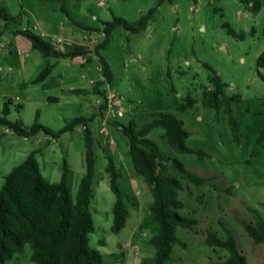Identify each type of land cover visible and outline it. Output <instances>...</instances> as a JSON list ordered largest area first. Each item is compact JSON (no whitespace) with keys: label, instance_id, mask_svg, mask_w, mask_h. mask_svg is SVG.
Masks as SVG:
<instances>
[{"label":"rangeland","instance_id":"374dc122","mask_svg":"<svg viewBox=\"0 0 264 264\" xmlns=\"http://www.w3.org/2000/svg\"><path fill=\"white\" fill-rule=\"evenodd\" d=\"M62 7L84 26L97 28L99 44L104 38L101 31L105 23L117 17L138 26L142 17L154 11L144 30L131 33L118 27L99 52L113 73L109 84L102 77L100 59L94 52L77 60L44 58L37 50L15 43L13 31L17 28L29 29L48 42L64 36L68 42L71 39L85 44L86 30L68 21ZM2 8L10 20L6 25L0 17V112L8 103L9 121L22 122L28 128L38 123L55 132L75 118L86 119L96 158L91 202L95 230L89 236V244L103 256V264L126 263L119 245H124L126 255L132 253L136 258L138 254V264L156 256L150 232L136 227L139 218L148 212V194L143 187H135L136 181L141 186L146 184L133 170L128 139L118 125L127 126L134 121L141 128L158 113L176 115L189 134L186 146L204 154L174 152L161 128L148 135L166 156L178 159L188 171L208 182L196 189L183 181L185 186L193 185L191 196L197 197L201 208L200 231L206 234V230H211L221 239L226 230L230 231L248 264H264V247L256 245L242 225L255 221L250 210H256L264 219V143L256 146L252 154L264 128V81L257 68V58L264 51V0L256 13L242 0H0ZM31 9L37 20L30 15ZM60 20H65L70 29L60 31ZM226 24L243 39L230 35ZM1 45L6 49L2 50ZM205 64L227 84L225 96L231 100L233 117L240 125L239 145L225 106L217 110L207 105L213 86ZM48 66H52L50 76L37 83L39 74ZM261 73L264 76V71ZM98 82H103L101 90L106 103L93 92ZM188 99L193 106L179 111ZM104 127L106 136L100 133ZM85 151L83 125L58 139L44 133L24 138L0 126V191L11 170L36 152L41 174L48 183L60 182L63 162H67L75 200L86 172ZM112 155L127 164L119 185L130 207L126 225L117 234L111 231L116 198L105 171L107 156ZM183 191L180 197H188L186 189ZM137 198L142 201V210L134 209ZM191 209L195 211L194 204L187 202L181 214ZM134 233L138 252L133 246H126ZM100 241H105V245ZM212 252L213 256H217L214 252L227 255L225 251ZM31 255L32 249L26 245L6 264H34ZM208 264H219V260L210 259Z\"/></svg>","mask_w":264,"mask_h":264},{"label":"trees","instance_id":"16d2710c","mask_svg":"<svg viewBox=\"0 0 264 264\" xmlns=\"http://www.w3.org/2000/svg\"><path fill=\"white\" fill-rule=\"evenodd\" d=\"M164 1V0H162ZM248 4L253 12L262 8V0H242ZM61 10L68 15L66 8ZM153 10L142 17L138 26H134L123 18L115 17L104 24L103 41L98 44L94 53L100 59L102 76L106 83H111L113 73L107 61L100 56L109 41L112 32L122 27L131 33H139L146 28ZM0 17L8 22L10 17L5 9H0ZM228 33L233 37L243 39L235 31L225 25ZM31 42L32 49L37 50L44 58L55 59L76 58L90 53L84 47H75L69 51H61L52 43L44 40L29 29L16 32ZM1 36V34H0ZM205 67L211 72L210 82L213 90L207 95V105L220 109L225 106L229 116L231 131L235 142L240 144V125L233 117L231 100L225 96L227 84L207 64ZM258 73L264 81L261 71H264V51L257 58ZM52 66L44 68L36 79L37 83L44 82L51 74ZM103 82L93 87V92L107 102L105 92L101 90ZM83 93V91H74ZM193 106L191 99L187 100L178 110L186 111ZM106 107V104H103ZM9 115L8 103L4 104L0 112V126L24 138L33 137L39 133L58 139L63 133L72 131L79 125L84 126L86 144L85 168L75 200L71 196V170L66 161L62 165L61 180L58 183H48L41 174L36 152L30 153L18 166L14 167L5 177L0 191V264H6L21 254L26 245L32 249L31 260L34 264H103V256L89 244V236L94 232V222L91 213V202L94 192L96 158L92 132L87 126L86 119L75 118L68 122L58 132L38 123L25 127L22 122L13 123L7 119ZM128 139L129 156L137 175L142 176L148 185L153 203L145 214L141 228L151 234V243L156 256L151 262L143 264H172L173 247L185 245L177 235V229L193 230L197 220L183 216L180 212L184 208L179 198L183 189V181L195 186H203L208 182L190 171L178 159H171L160 149L159 145L150 140L148 135L157 128L165 131V136L171 149L179 154H198L186 146L189 134L184 130L183 122L174 114L158 113L150 123L137 128L134 121L129 125H118ZM264 143V128L261 130L256 146ZM264 145V144H262ZM110 189L115 195L113 206V223L111 231L119 233L126 225L128 209L124 193L119 185L121 173L116 168L112 156H107L105 169ZM255 216L254 222H242L245 233L256 245L264 247V219L256 210H250ZM205 244L217 250L225 251L227 258L219 264H248L241 253L233 234L226 230L225 238H219L217 233L206 230Z\"/></svg>","mask_w":264,"mask_h":264},{"label":"crops","instance_id":"0c3cea01","mask_svg":"<svg viewBox=\"0 0 264 264\" xmlns=\"http://www.w3.org/2000/svg\"><path fill=\"white\" fill-rule=\"evenodd\" d=\"M83 12H84V9H83ZM80 14L84 15V13H82V11L80 12ZM30 15H32V17L35 20H37V16L34 14L32 9L30 10ZM65 15L68 17V21H70L74 26L80 27V28H84L86 30V35H85V38H84L86 43L82 44V43H79L78 41L71 40V39L68 42L69 39H66L64 36H61V39H58V41H57V39H53L52 38L53 40L50 43H52L59 50L64 51V52L65 51H69V50H71V49H73L75 47L80 46V47L86 48L90 53H93L95 48H96V46L99 44V41L97 40V37H96V33H97L98 29L97 28H93V27H89L88 25L84 26L83 24L80 23L79 20L74 19L71 16L69 11H68V15L67 14H65ZM15 22H17V18L15 19ZM66 23L67 22H65V20H62V21L60 20V22L58 23V28H59L60 31H64L65 28H68ZM7 24H8V22L6 23V25ZM68 29H70V28H68ZM20 30H26V29H17L16 28V30L13 31L15 33V36H14L15 43H17L19 45H22V46H24L26 48L32 49L31 42L27 38H25L24 36L16 33L17 31H20ZM0 34L2 36V33H0ZM66 41L68 43H66ZM94 42H96L98 44L95 45L94 47H90V44H93ZM1 49L2 50L6 49V46L5 45H1ZM7 50L9 51L8 48H7ZM18 53L20 54L21 52H18ZM83 56H85V55H83ZM83 56H78L76 58H73L72 60H77V59H79V58H81ZM62 59H66V58H62ZM68 59H71V58H68ZM100 72H101V68H100ZM101 89H103V88L101 87ZM73 91H75V89H73ZM112 158H113V161L115 163L116 168L121 173V178H124L122 170H123L124 167L127 166L125 160L122 159L121 157L120 158L118 157V158L115 159V156H113V155H112ZM132 167H133V165H132ZM133 170H134V168H133ZM140 177H142V176H140ZM142 179H143V181L145 183V180H144L143 177H142ZM135 183L137 184L135 186L136 188L143 187L144 192L146 194H148L147 202H148V209H149L150 205L153 203V199L152 200L150 199L151 196H149V195L151 194V192H150V189H149L148 185L145 183L146 186L144 184H143L144 186H141V184H140L141 182H137V181ZM191 186H193V185H191V184H187L186 186L183 185V189H186V191L188 192V197H187L186 194H184L183 198L180 197V192H179V198L184 204V208L181 210V212L183 210H185L187 202H188V204H189V202L193 203L195 211H193L191 209V210L187 211V214H184V215L182 214V215L185 216V217L193 218V219L197 220L198 223L193 228V230H186V229H182V228L177 229V235H178L179 239L183 242V244L185 246L184 247L176 246V248L173 247V253L175 251V255L173 256V254H172V257H173V263L172 264H208V260L214 259V258H217L219 260V262H221V261L225 260V258H227V255L223 254V252H221V253L220 252L219 253L214 252V254H216L217 256H213L212 249H213V251H215L217 249L209 247L208 245L205 244L206 234L204 232L200 231V227H202L203 216L200 215V213H199L201 208H199V203H198L197 197L195 198L194 196H191L190 191L193 189ZM131 187L134 188V186H131ZM202 187L203 186H198V187L196 186L195 188L196 189H202ZM183 189L181 191H183ZM132 192H133V189H132ZM124 197H127L126 193L124 194ZM193 198H195V201H193ZM137 200H138V198H137ZM134 203H137V204H135V208L134 209H137L139 207L140 210H142V207H141L142 201L140 199L138 200V202H134ZM127 209H128V216H129V209H130L129 205H127ZM143 213H144V211L141 212V214H143ZM144 216L145 215H142V217L139 218V223L136 226L137 228H139V227L141 228V222H142ZM135 234L136 233H134V235L130 238V240H129L128 244H126V246H128V245L133 246L134 249L137 251L138 242H137L136 239H138V238H136V239L134 238ZM198 237H199V240H198ZM197 241H199V242H197ZM99 244L105 245V241H100ZM123 248H124V245H119L120 252H122V254H124V257L127 258L125 264H131V263H133V261H136V262H134V264H138L137 260L140 259V258H137L138 254L136 253L137 254L136 258L133 256L132 253L131 254L127 253V255H126ZM218 251H221V250H218ZM113 255H117V254L114 253ZM219 255H222V256L220 257ZM222 258H223V260H222ZM145 262H151V261H144V262H142V264L145 263Z\"/></svg>","mask_w":264,"mask_h":264},{"label":"built area","instance_id":"2783aa9c","mask_svg":"<svg viewBox=\"0 0 264 264\" xmlns=\"http://www.w3.org/2000/svg\"><path fill=\"white\" fill-rule=\"evenodd\" d=\"M101 134L103 135H107V129L104 127L101 131H100Z\"/></svg>","mask_w":264,"mask_h":264}]
</instances>
